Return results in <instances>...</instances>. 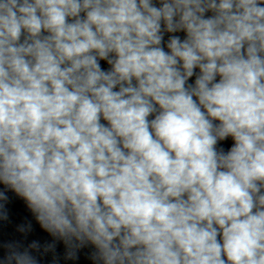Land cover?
Here are the masks:
<instances>
[{
	"label": "clouds",
	"instance_id": "obj_1",
	"mask_svg": "<svg viewBox=\"0 0 264 264\" xmlns=\"http://www.w3.org/2000/svg\"><path fill=\"white\" fill-rule=\"evenodd\" d=\"M0 186V264H264V0H0Z\"/></svg>",
	"mask_w": 264,
	"mask_h": 264
}]
</instances>
